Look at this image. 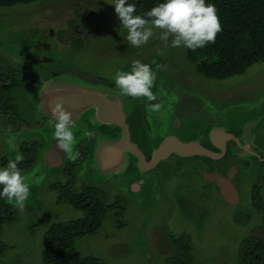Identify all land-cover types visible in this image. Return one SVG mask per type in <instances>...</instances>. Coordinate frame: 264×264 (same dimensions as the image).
I'll list each match as a JSON object with an SVG mask.
<instances>
[{"label":"rangeland","instance_id":"obj_1","mask_svg":"<svg viewBox=\"0 0 264 264\" xmlns=\"http://www.w3.org/2000/svg\"><path fill=\"white\" fill-rule=\"evenodd\" d=\"M112 3L36 0L0 7V71L13 80L0 90V108L14 111L0 112V164L13 160L17 151L35 158L22 172L31 195L23 210L14 207L15 219L4 225L1 241L7 248L0 264H42L43 237L51 223L83 216L58 201L59 188L53 184L70 181L75 192L96 187L107 202L119 200L126 206L118 214L108 211L95 235L76 240L82 255L107 264H168L177 250H185L193 264H238L241 242L263 236L255 227L260 214L253 202L258 192L263 200L256 203L264 204V62L224 80L209 79L189 61L187 48L171 47V36L167 44L159 39L161 29L153 27L148 43L133 47ZM135 60L150 63L156 75L155 101L124 96L123 103L132 138L147 157L167 136L207 143V132L215 128L236 137L227 156L216 162L173 154L144 170L126 153L124 161L106 167L104 144L120 135L88 110L73 119L77 158L59 149L62 166L43 162L47 149L38 144L54 139L55 131V121L37 123L49 113L46 98L97 90L119 100L122 95L112 77L117 70L129 71ZM155 104L162 107L154 111ZM8 116L28 126L10 132ZM85 131H95V138L85 137ZM242 144L251 149L238 157ZM237 163L242 167L235 179L240 202L230 204L202 169L209 165L225 172ZM133 183L139 188L134 190Z\"/></svg>","mask_w":264,"mask_h":264},{"label":"trees","instance_id":"obj_2","mask_svg":"<svg viewBox=\"0 0 264 264\" xmlns=\"http://www.w3.org/2000/svg\"><path fill=\"white\" fill-rule=\"evenodd\" d=\"M34 1L0 0V7ZM159 2L163 0H129V3L135 4L136 14L141 16ZM206 3L215 6L221 30L214 43L195 51L187 49V57L195 64L197 71L209 79L224 80L244 73L255 63L264 62V0H206ZM9 85L12 86L13 81ZM203 158L211 161L207 157ZM34 161V153L24 158L18 164L21 173ZM56 185L59 188L58 201L82 211L83 216L51 223L43 237L42 264H107L99 257L80 254L75 242L78 238L95 235L103 225L108 211L115 209L118 214L126 206L119 200L107 202L103 192L96 187L86 186L75 192L71 188L72 181L59 186L53 184V187L56 188ZM254 201L253 206L261 211L262 206L256 203L259 197L254 195ZM261 218L264 226V215ZM14 219V207L5 198H0V254L7 248L1 241L4 225ZM183 251L177 250L168 264H193L190 252ZM238 260V264H264V236H253L242 241Z\"/></svg>","mask_w":264,"mask_h":264},{"label":"clouds","instance_id":"obj_3","mask_svg":"<svg viewBox=\"0 0 264 264\" xmlns=\"http://www.w3.org/2000/svg\"><path fill=\"white\" fill-rule=\"evenodd\" d=\"M112 4L121 25L127 29L126 39L136 48L147 44L153 37V27L162 30L159 39L165 44L171 36V47H184L192 51L214 43L221 30L215 6L206 3V0H163L143 16L136 14V6L129 0H113ZM112 79L122 96L144 97L148 102L157 99L152 91L156 75L150 63L135 60L129 71L117 70ZM161 107V104L152 106L154 111ZM51 112L55 120L53 135L56 147L75 160L78 152H74L76 137L72 131V113L64 108V101L59 97L53 101ZM83 135L91 140L96 133L85 131ZM23 159V155L17 151L13 160L0 164V198H6L9 204L21 210L31 195L30 185L18 167Z\"/></svg>","mask_w":264,"mask_h":264},{"label":"water","instance_id":"obj_4","mask_svg":"<svg viewBox=\"0 0 264 264\" xmlns=\"http://www.w3.org/2000/svg\"><path fill=\"white\" fill-rule=\"evenodd\" d=\"M57 97L63 99L64 108L72 113L73 119L85 111L93 109L100 123L117 125L121 128L119 138L115 141L107 142V146L103 148L102 159L105 162L103 166L106 167H114L115 160L119 161L126 152L133 153L138 157L140 166L143 169L154 167L160 160L167 158L172 153L181 156L200 155L212 159H219L225 154L227 141L236 139L235 136L221 129H213L210 133V140L219 149V152H215L206 148L196 140L182 141L175 136H167L159 147L154 150L152 158L147 162L142 151L131 141L129 127L126 122V112L123 108L124 96H121L118 100L97 90H72L60 93L59 95H50L45 101L47 102L49 109L48 115H50L51 120H54L51 107ZM107 150H110V152L105 155L104 152ZM111 162H113V166H110ZM235 172L236 169L234 168L226 176H222L215 171H203L208 181L216 183L223 199L230 204H235L239 201L238 192L231 182Z\"/></svg>","mask_w":264,"mask_h":264},{"label":"flooded vegetation","instance_id":"obj_5","mask_svg":"<svg viewBox=\"0 0 264 264\" xmlns=\"http://www.w3.org/2000/svg\"><path fill=\"white\" fill-rule=\"evenodd\" d=\"M42 43L43 42H41V45H42ZM40 44V43H39ZM45 44V43H44ZM47 46V45H46ZM49 47V46H48ZM39 61L41 60L40 58H37ZM44 59V58H43ZM44 60H46V59H44ZM13 80L12 79H10L9 77H8V75H5L4 74V72L2 73V72H0V87L1 86H4V85H7V84H10L11 82H12ZM12 109L10 108V106L9 107H1L0 108V112L1 113H3V114H5V115H8L9 113H11V115H13L14 114V111H11ZM91 110H93V109H91ZM88 111V110H87ZM86 112V111H85ZM126 114V122H127V124H128V127H129V132H130V137H131V141L133 142V143H135L134 142V140H133V138H132V128H131V126H130V123H129V117L127 116V113H125ZM10 117H12V116H8V120L10 121V132L11 131H18L20 128H21V126L22 125H25V126H28L27 124H26V122L23 120V119H15V122H12V120H10ZM8 121V122H9ZM50 121H52V122H54L55 120H51V118H50V115H48V114H46V115H42L40 118H39V120H38V122L37 123H43L44 125H45V123H47V122H49L50 123ZM181 120L179 119V118H177L176 119V124H178V125H181V122H180ZM115 126V130L116 131H118L119 132V135H121V128L119 127V126H117V125H114ZM31 127H33V126H31ZM31 127H29V129L31 128ZM148 129L150 130V126L148 127ZM210 133H211V131L209 130L208 132H207V135H206V137H207V143H204V142H202V141H198V140H196V141H198L200 144H202L203 146H205L206 148H208V149H210V150H212V151H215V152H219V149L218 148H216L213 144H212V142H211V140H210ZM172 136H175V137H177L176 135H172ZM177 138H179V137H177ZM236 138V137H235ZM180 140H182V141H184L182 138H179ZM235 141V139H232V140H228L227 141V143H226V151H225V154L221 157V158H219V159H212V158H209V157H207V158H209V159H211V160H216V162H219V161H221V160H223L226 156H227V154L229 153V151H230V149L232 148L231 146H234V141ZM189 141V140H188ZM190 141H192V140H190ZM39 146H41V148H43V149H47V152H46V154L43 156V158H42V160H43V162H44V160H45V162L48 164V165H51V166H62V164L64 163L63 161H64V156H62V154H60V151H59V149L56 147V141H55V139H47V141H45V143L44 144H41V142L38 144ZM135 145L140 149V151H142V153L144 154V157H145V159L147 160V162H149L150 161V159L152 158V154L153 153H151V155H150V157H147V155H146V152H144V150L137 144V143H135ZM105 146H107V145H105L104 144V147ZM242 146L245 148H243V149H241V148H239V149H241V150H239L236 154L238 155V157H242L243 155H244V153H245V151H246V149L247 150H250L251 148H250V146L248 145V144H242ZM103 147V148H104ZM159 147V146H158ZM157 147V148H158ZM156 148V149H157ZM103 150V149H102ZM95 152V151H94ZM154 152V151H153ZM126 153H128L129 155H130V157L132 158V160L133 159H135L136 161H135V164L136 165H139V167L141 168V166H140V163H139V158L138 157H136L133 153H130V152H126ZM126 153H124L123 154V156L121 157V158H123V161H124V156L126 155ZM173 154H176V153H172V154H170L168 157H170L171 155H173ZM176 155H179V154H176ZM179 156H181V155H179ZM198 157V156H200V155H193V156H182V157ZM167 157V158H168ZM201 157H204V156H201ZM233 156H231V158H232ZM256 158V157H255ZM166 159V158H165ZM204 159V158H203ZM163 160V159H162ZM162 160H160L154 167H151V168H146V169H144V170H149V169H153V168H155ZM116 161V160H115ZM122 161V162H123ZM116 162H119L118 160L116 161ZM215 163V162H214ZM130 164H132V163H130ZM219 164V163H218ZM112 164H110V166H111ZM116 165H118V163H115V165L114 166H116ZM227 164H225V166H226ZM238 166H240L238 163L237 164H232L229 168H225V172H222V171H220V167L219 168H215V167H211V166H209V165H206V167L208 168L207 170L206 169H202V172L203 171H208V172H211V171H215V172H217V173H219L220 175H222V176H226L227 175V173L228 172H230L231 171V169H236V172H235V174H234V177L231 179V182L234 184V186H235V188H236V190H237V192H238V195H239V201L237 202V203H239L240 202V193H239V189L236 187V181H235V179L237 178V175H238V173H239V171H241L242 172V167L241 168H239ZM113 168V167H112ZM111 168V169H112ZM141 169H143V168H141ZM213 183H215V182H213ZM215 185H216V183H215ZM260 185V184H259ZM259 185L257 186V187H259ZM217 186V185H216ZM71 187H73V185L71 186ZM139 188V185L137 184V183H133V189L134 190H136V189H138ZM217 188H218V186H217ZM219 189V188H218ZM257 194L259 195V202H261L262 200H263V198L261 199V196H260V194L257 192ZM263 197V196H262ZM237 203H235V204H237ZM262 206V210L261 211H258L259 212V214H260V216H259V220H258V222L256 223V225H255V227H259L260 229H261V231H262V235L264 236V226H263V224L261 223V216L262 215H264V204L263 205H261ZM256 211H257V209H256Z\"/></svg>","mask_w":264,"mask_h":264},{"label":"bare ground","instance_id":"obj_6","mask_svg":"<svg viewBox=\"0 0 264 264\" xmlns=\"http://www.w3.org/2000/svg\"><path fill=\"white\" fill-rule=\"evenodd\" d=\"M109 152H110V150H107L106 152H104V154L107 155V153H109Z\"/></svg>","mask_w":264,"mask_h":264}]
</instances>
